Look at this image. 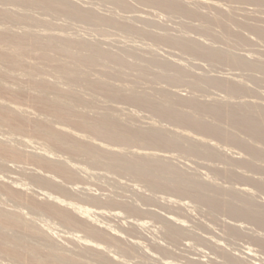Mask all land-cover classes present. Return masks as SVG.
Instances as JSON below:
<instances>
[{"label": "bare ground", "instance_id": "1", "mask_svg": "<svg viewBox=\"0 0 264 264\" xmlns=\"http://www.w3.org/2000/svg\"><path fill=\"white\" fill-rule=\"evenodd\" d=\"M74 1L0 0V5L2 6H0V128H7L11 131L18 132L23 131L25 124L29 122V112L21 108L19 101L32 104L41 111L40 120L34 123V131L42 135L51 145L60 149L63 154L77 157L80 160L82 159V162L88 163L91 167L100 168V172H102V170L106 171L107 173H104L105 176L109 173L115 174L116 176L118 174L122 176L126 175L133 178L131 180L135 179L134 182L139 181L145 184L147 189L151 192L157 191L156 193H158V191H163L179 195L180 197H188L196 203L207 207L211 216L216 214L219 216L220 214L224 215L228 218L229 222L224 223V225L222 221L225 217L222 216L223 220L220 223L221 225L223 224V228L226 230L224 231L227 232V235L232 236L233 239L236 237L242 238L243 240L246 239L250 242V246L253 247L249 248V246H247L249 248H247L249 253L246 251L248 253L247 255L250 256L249 258L253 260L250 264H263L264 198L260 200L258 196L259 194H261V196L264 195V177L258 176L264 175V101H261L264 100V97L261 100L259 97L261 102L256 100L255 97L258 96L256 95L258 93L256 92V94H254L255 91L253 92V89H250L242 81L235 79V77H237L235 74H233L234 78L231 79L213 78L204 76L202 73H199V75L203 76H195L194 74L196 73L194 71L192 74L190 73V70L193 69H187L189 70L187 71L184 67L187 66L188 68L191 66L189 65V59L194 57L196 59L199 58V61L205 59L211 62V65L218 64L221 66H228L238 71H245L251 74L257 73L264 76V60H261L262 58L260 57V59L257 58L259 55L255 56L256 58L252 57L254 50H251L252 53L248 51V49H255L254 47L264 48V17H258L257 15H254V17L253 14L257 12V10L251 11L252 13L249 12L252 6L257 7V9L264 8V0H133L141 4V6H151L154 7V9L157 8L159 12L163 11V14L166 12L167 14H164L165 16L169 15L186 19L187 21L184 26H186L187 29L196 31L199 37H205V39L203 38L204 41L208 38L206 40L207 42L210 39L212 43L217 42L218 46H220V42V44L222 43L226 48L215 47L217 43L215 46L206 44L202 39H197V37L193 38V36L190 35L179 36L181 32H179L180 34L177 32L175 36L169 31H167V33H157L155 32L158 30L157 28L154 32L146 28H140V26L138 28L132 20H130L132 19L130 16L118 18L119 16H112L111 13H109V16H103L99 14V10L97 11L93 8L87 9L88 7H85L86 4L82 7L80 3L79 5ZM101 1L108 4L110 3L108 0ZM111 1L112 4H115L114 7L122 9H117L120 12L123 10L130 12L129 9L133 7V1L132 3H130V1L128 2V0ZM222 1L226 2V4L221 3ZM91 3H93V1ZM235 4L237 6L240 4V6H238V8H240H235V6H233ZM10 5L15 7V9H13V7L11 9L6 8V6L10 7ZM104 5L106 4L104 3ZM242 5H248L250 8L246 6L247 8L245 9V6L243 7ZM3 6H5V8ZM248 8L249 10H247ZM133 10H131V12ZM240 10L241 12L243 11V14L240 13ZM37 11L39 12V16L44 14V16L54 17L55 19H69L73 20V23L74 21H78L87 23V25L96 26V28H99L98 31L100 30L99 35L102 31L100 36L104 35L103 31H105L106 28H113L115 32L118 30L122 32L121 35L123 37L124 35L131 34V36H127V38L131 37L130 40L132 39V34L134 36L138 35V37L141 38L144 37L143 41L145 38H149L148 40L156 44H164L162 46L167 45L172 47V49H178L179 52L181 51L183 54L182 55L180 52L181 57H184L186 54V57L189 58L190 56V58L188 59V64L186 61L182 63L187 64L184 67L181 63L179 65L177 64L178 62L174 60L161 59L156 53V49H152V47L155 46L141 47L142 44L140 45V43H142V40L141 42L139 41V43L136 42L142 49L138 48V46L122 45L117 50H111L112 47L109 49L106 45L111 46V43H113L112 40L111 43H109L110 45L108 44L109 40H107V38L104 39L105 41L107 40L106 42L102 39L103 43L101 41V43H98V41L94 43L88 41L90 38L87 37L86 33L85 36L89 38L88 40L84 37H82L84 39L73 38L67 31L66 34L62 31L63 29L57 28V25L62 23L58 21L59 24H55L53 23L55 19L49 20L50 17L49 19H40L38 16L34 15L37 14L34 13ZM134 12H136V8ZM158 16H160V14ZM136 19L140 18L136 17ZM164 20L168 22V19ZM148 21L149 20H147V22ZM180 21L178 20V22ZM9 25L12 27H14L13 25H19L22 31H20V29H18L20 32L17 31V29L15 30V27L13 30ZM36 26L43 27L44 29H33ZM81 26L80 24V28ZM150 26L149 24L148 27ZM154 27L155 26L152 28ZM179 27L181 28V26ZM179 27L178 30L176 29L177 31H179ZM164 28L167 27L164 25ZM164 28L160 29L164 30ZM185 29L186 28H184V30ZM65 30L67 29L65 28ZM184 30L183 32L185 33L186 31ZM107 33L104 36H107ZM177 34L179 35L177 36ZM190 34L192 35V33ZM113 35L114 34H112L111 37ZM123 37H118V39L120 38V40H122L121 38ZM147 45L150 44L147 43ZM142 46H144V44ZM261 48L259 52L264 51V49L261 50ZM162 49L165 48L162 47ZM240 49H245L252 55L248 56L236 53L237 50ZM257 49L259 48L255 50ZM245 50L243 51L245 52ZM162 52H160V55H163L161 54ZM169 54H171V52H169ZM254 54L256 55L257 53ZM177 57L180 58V55ZM183 60L184 59H182V61ZM196 62L193 61V63ZM197 64L198 62L196 65ZM208 65L211 66L210 64ZM198 72H200V70H198ZM252 81L255 82L254 84L258 83L259 85V82L264 83V78L259 79L257 77H252ZM162 83L171 88L175 87L176 89L182 87V85L184 89V85H186L194 91H199L198 94L200 91H204V89V92H206L207 88H209L210 91L215 89L223 92L225 96L218 97L221 93L219 92L218 95H216L221 99L213 95L211 96L215 98L212 97L210 99H202L198 95L188 97L189 94L186 97L187 94L182 95L183 93L181 95L185 97H182L178 94L181 91L175 92V88H173V92L169 90L171 88L161 86ZM211 88L213 90H211ZM193 92H191V94ZM213 94L215 95V93ZM209 95L208 97H210ZM259 95L264 96V92ZM256 98L258 99V97ZM113 104L134 105L137 107V110L138 108H140V110H145V112L147 111L152 114L151 116L154 115L160 118L165 124L169 122L171 125L172 123L174 127L173 125H171L172 128L169 126L172 130L166 129V126L163 128L165 124L160 126V124L163 123L162 121H160L161 123L159 122V125L156 123L148 124L149 118H147V124L144 118L143 121H145L147 126H150L142 127L141 119H138L141 123L135 120L140 110H136L137 114L134 113V110L132 114L127 109V112L131 113L132 116L136 115L135 121L133 122L139 123L140 126H138L139 124L137 125L131 122V120H133V118H131L132 116H130L131 114H129V116L127 114L128 119L131 118L130 121L126 120L127 118L121 115L123 114L121 110L120 115L122 117L118 113L119 110L116 112L118 114H116L114 111L115 109H113ZM114 108H116V110L118 109L116 106ZM124 108L126 109V105ZM124 108L123 110L125 112L126 110ZM152 119L153 117H151L150 121ZM9 134L7 136L2 133L1 137H3H0V166L4 167V169L8 168L11 171V174H7L9 176L5 175L4 178L0 175V204H2L0 205V253L7 256L16 264H133L129 258H136L137 262L140 258V263L156 261L158 263H155L159 264L160 260H158L159 258L157 259V255H160V253L170 254L171 250L169 249H171V247H165L163 243L158 242L160 239L159 236L157 242L154 240V243H152L153 237L152 240L148 241L149 238L145 235L146 233L144 234L142 231L144 228V231H146V229L149 231V227H153L152 225L154 224L157 225L158 222L161 224L163 237L168 240L166 242L164 241L165 244L169 242V245L176 246L179 244L180 246L182 240H190L186 239L190 237L193 242L194 239H197L201 241V246H203V244L207 246L208 250H206L207 248L205 249V247H201V249L204 248L202 250L212 252L213 256H209V260H212L214 264L245 263L247 255L243 252V256H246L244 258L239 256V253L234 254L232 249L230 252L229 249L227 250L225 247L228 246V243L223 246V241L221 242L219 239L218 241L216 237H214L216 240L208 236L204 237L206 235L200 238L202 235H200V237L198 235V237L195 236L197 231H194L195 235L193 231L190 233L189 229L191 228L188 227L191 226H188V224L185 225L187 220L184 219L186 220L184 221L179 217H175L176 215L172 214L173 212L175 213V211H169V214L165 211V215L161 214L163 210L161 212L157 210L158 213L155 208L154 211H152L153 209L151 207H149L151 211H148L149 209L141 211V207L139 206V208H137V204L133 206L135 205L133 202H131L133 203L132 205H130L131 203L128 201H126L128 204H125L126 202L123 198V201L120 199L118 202L110 201L111 198L108 199V202L104 197V199L101 196L98 198V196L102 194L96 193L94 190V192L98 194L95 196L93 189L92 191L89 189L94 186L90 187V185H88V188L85 186L87 183L84 185L85 188H80L81 190L74 188L76 182L84 178L81 177L80 173H89L87 174L89 178L90 175L97 176L101 173L96 172L95 174L88 172L87 166V169L85 168V163L80 164L78 161L77 163L74 159H70L72 161H69L68 159L70 157L66 158L63 155L59 156L48 148H39L41 150V152L38 150L40 153L28 152L21 146L28 147V144L31 145L32 141L30 142L20 136L16 137L15 135L18 134L15 133ZM210 139H217L227 147L236 148L244 154L240 152L237 153L238 150L234 151L238 155H243L242 157L239 155V157L236 158L237 154L233 153L235 154L234 157L232 151L229 150L233 156L230 157L228 156V149L226 150L224 146L219 147L221 144H217V146L215 144L216 141L212 140L215 141L214 145L209 141ZM139 146L149 147L151 151H146ZM167 150L177 151V154L179 152L182 154L181 156H187H184L185 158L192 157L194 158L193 160L197 158L200 159V161L201 159H205L216 163L215 167H213L214 164L212 162H205V164L203 163L200 165V163L192 162V158L189 160L193 164H198L196 167L213 164L209 170H213L216 175L221 177L219 179L213 172L212 175L218 177L217 179L220 181L225 179L227 185L225 184V180L222 184L226 186L221 185V182L218 180V182H214L216 179L215 177L214 180H212L197 177L198 174L194 176L197 170L191 175L188 173L189 171L184 170L185 164L184 166L182 165L183 169H181V166L179 167L180 161L176 160L178 163L174 161L178 166L172 162V159L175 157V152L171 151L172 154L174 153V155L171 154L172 157L174 156L172 158L170 157V151ZM157 151H164L169 154L166 156V153L165 155L163 154L164 152L158 154ZM244 155H246V157H244ZM181 156L180 158L182 159L183 157ZM7 158L18 163H29L28 166L31 164L34 168L29 169V167H21L15 165V162L14 166H12L13 164L9 166L8 164L11 162L8 163ZM176 158L177 157L174 159ZM181 159L178 158V160ZM203 160L201 162H203ZM182 162L184 163V161ZM217 163L218 167H216ZM220 163L226 165V167L222 165L224 168H221V165L219 166ZM207 167L209 166L207 165ZM237 169L243 170L245 174L240 170L239 172ZM28 171L29 173L27 174ZM16 173L17 175L19 173L21 176L30 174L29 179L39 190H33L35 191L34 194L31 196L28 195V191L32 189L28 187L29 185L27 183L20 182V179H18L19 177H14ZM248 173H251V175H259L257 177L253 175L250 176ZM104 175L99 176L104 179ZM60 179L70 183L72 186L62 185ZM86 179L88 182L89 179L87 177ZM110 179H112V177ZM122 179L123 178H121V180ZM113 181L115 182V180ZM228 182H230V186H228ZM234 182H236V184L240 182L241 184L239 183V186L244 183V188H237L235 187L236 185L231 186V183ZM117 183L116 180V184ZM245 185L252 186L254 191L250 186H247V188ZM76 186L79 187L78 184ZM78 190L86 194L87 197L85 198L87 202L89 201L94 205L96 204V208H100V206L101 208H105L104 210L106 212L108 211L106 207H102L106 205H101V203L104 202L103 200L107 201V207L113 204V206L117 207V209L115 207L116 211L120 210L118 209L119 207L121 210H125L124 212H127L128 215L132 214L133 220H136L134 219V215L141 214L142 218L144 213L148 215V218L151 219L150 221H152V219L155 221V223L153 222L154 224L152 223L151 225L150 222L146 220L147 216L143 218L146 222L145 220L144 222H140V216L139 218L135 217L137 218V220L134 221L135 223L129 216V219L131 218L133 223L129 222L134 228L132 231H136L138 234L139 232L136 229L142 228L140 234H144L147 239L144 241L142 237L141 241L139 236L143 235L137 236L134 234L136 239L139 237L138 240L142 242L141 244L140 241H134V237L132 238L133 241L123 238L127 233H130V231L127 230L128 232H125V235L122 233L124 235L122 237V227V230H126L124 227L129 228L130 226L127 222L129 219L126 220L128 224L127 227L124 225V220L127 218L123 215L124 213L122 214L121 211L122 216L126 217L124 220H122L123 217L121 216V219L117 218L121 220H119L120 223L117 220L115 221L120 225L121 222H124V224H122L123 226L121 225L120 229L119 225L117 226V231L113 230L111 229L112 223L115 218L121 214L116 211L112 214L114 211L111 212V210L108 211L107 213L109 214H107L103 210H97L96 208H94L96 210L92 209L94 205H92L91 208L82 205L83 203L78 204L72 199V197L76 195L75 193H78L76 192ZM102 190L103 189H101V191ZM104 192L102 196L105 194L108 195L109 193L107 192L110 191H107L105 194ZM111 195L109 194V196ZM117 197L119 198V196ZM117 197L115 196L116 199ZM160 198L161 197L157 200L161 201L167 197H162L164 199ZM151 199L153 200L154 198ZM168 199L169 198H167V202L165 200L167 204L168 201L171 200ZM144 200L148 202L147 199ZM6 201L12 202V204L14 203V208L16 209L12 210L8 208L7 210ZM120 201L123 203H119ZM181 203L184 204L185 202ZM3 204H5V206H3ZM99 204L100 206H98ZM151 204L152 203H150V206H152ZM183 204H181L182 210H184ZM186 207H188V205ZM25 208L29 209L34 214L47 215L54 218L62 225L75 227L80 233H84L86 236L73 235L74 239H77V242L80 244L75 250L71 248V251L70 247L68 248L67 245V247H64L65 244L63 246V243H60L59 236L56 234L58 232L55 233V229H52V227L50 228L49 225H38L39 223L34 217H29L30 214L28 215V213L24 212ZM107 215L115 216V218L110 216L114 220L108 221L109 223L111 222L110 229L106 228V226H102L103 223L102 225L100 224L105 220L107 222ZM217 215L215 217H218ZM103 217L107 219L99 221L100 218L104 219ZM228 220L225 219V221ZM106 222H104V225H108ZM197 222L198 221H196V225L198 224ZM147 223L150 224L148 228L146 227L148 226ZM203 224L201 222V225ZM118 229H120V232ZM129 229L131 230V226ZM224 231H221V233L223 234ZM131 234L133 233L131 232ZM131 234L129 236H131ZM225 234L226 233H224L223 236H225ZM163 237H161L160 241L163 240ZM123 239H125V241ZM143 241L145 243L150 242L146 244V246H152V249H146V246L143 245ZM228 241L230 240L228 239L226 242ZM197 242L196 245L198 244ZM151 243L153 245H151ZM184 243L182 245H184ZM189 244L192 245V243ZM142 245L145 247L143 248ZM175 246L174 248L177 247ZM191 247L194 248L193 246H188V248L181 249L186 250ZM197 248L195 247L194 249L198 252L199 247ZM194 249L193 252H188L187 250L185 252L188 254L192 252L193 254H189L191 256L197 255ZM174 250L178 252V249ZM183 250L179 251L183 253ZM200 251L199 253H201ZM155 253H157L156 256ZM199 253L197 255L198 257L200 256ZM204 254L206 255V253H203V255ZM208 254L210 255V253ZM185 255L184 253L183 256L185 257ZM169 256L167 255V257ZM174 256H176V254ZM186 258L187 257L184 259L186 260ZM191 258L192 257L187 258L188 260L186 261L197 259ZM204 258H207V255ZM168 260L165 262L161 261L160 264H173L171 261L168 262ZM152 262L150 264H152ZM189 264L194 263L190 262ZM195 264L207 263H204V260H199L195 262Z\"/></svg>", "mask_w": 264, "mask_h": 264}, {"label": "rangeland", "instance_id": "2", "mask_svg": "<svg viewBox=\"0 0 264 264\" xmlns=\"http://www.w3.org/2000/svg\"><path fill=\"white\" fill-rule=\"evenodd\" d=\"M72 1H74V0H72ZM93 1V3H91ZM98 1H101V0H75L74 2H77L78 4L80 3L81 4V6L83 7V5L85 6V4H86V8L87 9H91V8H93V9H95V10H99L100 12H99V14L100 15H103V16H109V13H111L112 14V16L113 15H115V17H118V18H125L126 16H130V18L132 17V19H130V20H132V22L139 28V26H140V28H146V29H148V30H151L152 32H154L155 31V29L157 28L158 30H156L155 32H157V33H167V31H169V32H171L172 33V35L174 34L175 36H176V33L178 32H181V34L179 35V34H177V36L179 35V36H181V35H190V36H193V38H196L197 37V39H202V41H204L203 40V38L205 39V37H199L198 36V34H196L197 32L196 31H191V30H189V29H187V27L186 26H184L185 24H186V19H181L180 17H176V16H165L164 14H167L166 12L163 14L162 12L163 11H161L160 9V11L161 12H159L158 10H157V8H155L154 9V7H151V6H144V5H142L141 6V4H139L138 2H134L133 0H128V2L130 1V3H132V1H133V7H135V6H137V7H135L136 8V12H134L135 11V8H131V9H129L130 10V12H128L127 10H123L122 12H120V11H118L117 9H119V10H122V9H120V8H118V7H114L115 6V4H112L111 2V0H108L110 3L108 4V3H106V2H104V1H101V2H98ZM107 1V2H108ZM89 2V3H88ZM95 2H96V5H95ZM98 2V3H97ZM106 4V5H104V3ZM88 3V4H87ZM100 3V4H99ZM221 3H225L226 4V2H224V1H222ZM79 4V5H80ZM94 4V5H93ZM112 4V5H111ZM131 4V5H132ZM227 4H229V5H232V4H230V3H227ZM88 5V6H87ZM98 5V6H97ZM108 5H111V6H108ZM135 5V6H134ZM1 6V5H0ZM90 6V7H89ZM94 6H96V7H94ZM233 6H235V8H237V9H239L238 8V6H240V4H238V6L235 4V5H233ZM243 7L245 6V5H242ZM247 7H249L248 5H246ZM244 7L245 9L247 8V7ZM2 7V6H1ZM4 8H5V6H3ZM13 6H11L10 5V7L8 6H6V8H12ZM84 7V8H85ZM110 7H112V8H110ZM113 7H114V9H113ZM242 7V8H243ZM241 8V9H242ZM250 8V7H249ZM249 8L247 9V10H249ZM13 9H15V7H13ZM112 10H114V11H112ZM131 10H133L132 12H131ZM255 10H257V12H255L254 14H253V16L254 15H257L258 17H264V8H262V9H257V7H255V6H252L251 8H250V10H249V12L250 13H252L251 11H255ZM113 12V13H112ZM115 12V13H114ZM118 12H120V13H118ZM34 13H37V14H34L35 16H38V18H40V19H49V17L50 16H44V14L43 15H40L41 17H46V18H41L40 16H39V12L37 11V12H34ZM98 13V12H97ZM102 13V14H101ZM108 13V14H107ZM240 13H242L243 14V11L241 12V10H240ZM40 14H42V13H40ZM120 14V15H119ZM124 14V15H123ZM160 14V16H158ZM123 15V16H122ZM156 15V16H155ZM111 16V15H110ZM154 16H155V18H154ZM165 16V17H164ZM252 16V15H251ZM252 16V17H253ZM48 17V18H47ZM136 17H138V18H140V19H136ZM161 17V18H160ZM255 17V16H254ZM52 18V19H51ZM128 18V17H127ZM153 18H154V20H153ZM163 18V19H162ZM179 18V19H178ZM53 19H55L54 17H50V19L49 20H53ZM149 20L148 22H147V20ZM164 19H168V22L167 21H165ZM174 19H176V20H174ZM57 20V21H56ZM134 20V21H133ZM138 20V21H137ZM163 20V21H162ZM170 20V21H169ZM172 20H173V22H172ZM178 20L180 21V20H182V21H180V22H178ZM58 21H59V23H62V24H59L58 23ZM72 21V22H71ZM153 21V22H152ZM75 22H77V23H75ZM145 22V23H144ZM160 22V23H159ZM53 23H55V24H59V25H57V28H59V29H63L62 31L63 32H65L66 33V31L70 34V36H72L73 38H76V39H84V38H87V37H89V38H87V40L88 41H91V42H96L97 43V41H98V43H103V40L105 39V38H107V40H109L108 41V44L109 43H111V40H112V42L113 43H111L112 45L111 46H107L106 45V47H108L109 49H110V47H112L111 48V50H117V49H119L120 48V46H122V45H127V46H138V48H140V49H142L141 47H143V48H145L146 46H155V47H152V49L154 48V50L156 51V53L159 55V57L162 59H164V60H174V61H176V62H178L177 64H179L180 65V63H181V65L184 67L185 65H187L188 64V59L190 58V56H189V58L188 57H186L187 55L185 54V58L183 57H181V54H182V52H181V54H180V52H179V50L178 49H176V48H173L174 49V51H173V49H172V47H170V46H167V45H165V46H162V45H164V44H156V43H154V42H152L151 40H148L149 38H145V40L143 41V39H144V37L143 38H141V37H138V35L136 36H134L133 34H132V39L130 40V38L131 37H129V38H127V36H131V34L129 35H124V37L121 35L122 34V32H120L119 30L118 31H116L115 32V29H113V28H106L105 29V31H103V34L105 35L108 31V33H107V36H104V35H102L103 36V38H102V36H100L101 34H102V31H101V34L99 35V31H98V29L99 28H96V26H93V25H90V24H88L87 25V23H83V22H78V21H74V23H73V20H69V19H65V20H63V19H58V18H56L55 19V21L53 20ZM63 23H64V25H63ZM82 25L81 26V28H80V24ZM166 23V24H165ZM147 24V25H146ZM149 24L151 25L150 27H148L149 26ZM168 24V25H167ZM61 25V26H60ZM67 25V26H66ZM78 25H79V27H78ZM84 25V26H83ZM160 25V26H159ZM164 25L167 27V28H164ZM12 29L15 27V30L17 29V31H19L18 29H20V31H22L21 30V26H19V25H13L14 27H12L11 25H9ZM61 28H60V27ZM153 26H155L154 28H152ZM179 26H181V28L179 27ZM17 27V28H16ZM64 27V28H63ZM69 27V28H68ZM91 27V28H90ZM173 27V28H172ZM178 27H179V31H177L178 30ZM37 28V29H36ZM65 28L67 29V30H65ZM94 28V29H93ZM160 28H164V30H162V29H160ZM184 28H186L185 30H184ZM33 29H36V30H43L44 28L43 27H38V26H36L35 28H33ZM110 29V30H109ZM112 29V30H111ZM154 29V30H153ZM177 29V30H176ZM184 31H186L185 33H187V34H185L184 32H183V30ZM14 30V29H13ZM94 30V31H93ZM107 30V31H106ZM117 30V29H116ZM162 30V31H161ZM174 30H176V31H174ZM182 30V31H181ZM19 31V32H20ZM98 31V32H97ZM188 31V32H187ZM58 32V31H57ZM116 34H115V33ZM118 32H120V33H118ZM168 32V33H169ZM192 33V35L190 34V33ZM71 33H72V35H71ZM75 35H74V34ZM85 33L87 34V37L85 36ZM118 33V34H117ZM170 33V34H171ZM67 34V33H66ZM68 34V35H69ZM97 34H98V36H97ZM108 34H109V36H108ZM112 34H114L112 37H111V35ZM120 34V35H119ZM123 34H125V33H123ZM78 35V36H77ZM94 37H93V36ZM195 35V36H194ZM123 37V38H121L122 40H120V38L118 39V37ZM126 36V37H125ZM82 37H84V38H82ZM100 37V38H99ZM134 37V38H133ZM95 38V39H94ZM109 38V39H108ZM126 38V39H125ZM92 39H93V41H92ZM97 39V40H96ZM100 39V40H99ZM103 39V40H102ZM130 40V41H128V40ZM135 40V42H134V40ZM147 39V40H146ZM208 38H206V40H207ZM86 40V39H85ZM106 40V41H107ZM115 40H117V41H115ZM136 40H138V41H136ZM141 40H142V43H140V45L142 44H144V46H142L141 45V47H139L140 45H137V43H139V41L141 42ZM204 41L206 44H212L213 46H215V44L217 43H212V41L209 39V41L207 42V41ZM101 41V42H100ZM105 40H104V42H106ZM122 41V42H121ZM124 41H126V42H124ZM149 41H151V42H149ZM115 42V43H114ZM137 42V43H136ZM143 42H145V43H143ZM148 44H150V45H147V43ZM135 43V44H134ZM153 43H154V45H153ZM106 44V43H105ZM146 44V45H145ZM110 45V44H109ZM115 47H114V46ZM219 45L220 46H218V43H217V45L215 46V47H219V48H226V46L224 45H222V43L220 44V42H219ZM222 45V46H221ZM162 47L163 48H165V49H162ZM169 48V49H168ZM255 49L256 48H259V49H257V50H255V49H248V51H250L251 52V50L253 51L254 50V52L252 53L253 54V56L252 57H255V56H257V55H259V56H257V58H262L261 60H264V51H261V52H259V50H260V48L261 47H254ZM161 49V50H160ZM172 49V50H171ZM264 48L262 47L261 48V50H263ZM160 50V51H159ZM163 50H166V51H163ZM243 50H245V49H243ZM242 49H240V50H237V52L236 53H238V54H241V55H248V56H251L252 54L250 53V52H248L247 50H245V52L243 51ZM163 51V52H162ZM243 51V52H242ZM257 51V52H256ZM160 52H162L161 54H163V55H165V56H163V55H160ZM169 52H171V54H173V55H171V54H169ZM247 53V54H246ZM250 53V54H249ZM254 53H257L256 55L254 54ZM178 55H180V58L179 57H177ZM183 55V54H182ZM167 57V58H166ZM172 57V58H171ZM256 58V57H255ZM259 58V59H260ZM182 59H184L183 61H182ZM200 59L198 58V59H196V58H190L189 59V62H190V64L189 65H191V66H189V67H196V68H187V66H185L184 68H186V70L187 69H193V70H190L191 72V74H192V72L194 71L196 74H194L195 76H197V75H199V73H202L204 76H209V77H213V78H221V79H231V78H234V76H233V74H235V75H237V77H235V79H237V80H239V81H242L243 83H245L250 89H253L252 91L254 92L255 91V93L254 94H256V92L258 93V94H256V95H258V96H256V97H258V99L255 97V99L256 100H259V97H260V100L264 97L263 95H259V94H263V92H264V83H260L259 82V85H258V83H256V84H254L255 82H253L252 81V77H257V78H259V79H262V78H264V76L263 75H261V74H251V73H249V72H245V71H238V70H235V69H233V68H231V67H228V66H221V65H218V64H212L211 65V62H209V61H207V60H205V63H204V60L202 61H199ZM173 61V62H174ZM181 61V62H180ZM186 61V63H184V64H182L183 62H185ZM193 61H197L198 62V64L196 65V63H193ZM202 62H203V64H202ZM193 63V64H192ZM202 64V65H201ZM208 64H210L211 66H209ZM194 65V66H193ZM199 68H198V67ZM216 67V68H215ZM213 68H214V70H213ZM194 69H196V70H194ZM208 69H209V71H208ZM198 70H200V72H198ZM187 71H189V70H187ZM198 73H197V72ZM202 71V72H201ZM209 72V73H208ZM213 72H214V74H213ZM217 73H218V75H217ZM220 73V74H219ZM243 73V74H242ZM239 74V75H238ZM246 74V75H245ZM203 75H199V76H203ZM257 75V76H256ZM243 76V77H242ZM245 77H246V79H245ZM251 83H253V84H251ZM148 85V84H147ZM255 85V86H254ZM256 85H258V86H256ZM161 86H163V87H169V88H171L170 86H167L166 84H164V83H162L161 84ZM181 86V85H180ZM184 89H183V85H182V87H178L177 89L175 88V87H172L171 89H169V88H167V89H169V90H174L173 88H175V92L176 91H181V92H179L178 94L180 95V96H182V95H186V97L188 96V94H189V96L188 97H190V96H194V95H198V96H200L202 99H210V98H212L213 96H215L216 98H218V97H224L225 95L223 94V92H221V91H217V90H213L212 88H211V90H213V91H210V89L209 88H207V91L206 92H204L205 91V89H204V91L202 90V91H200V93L198 94V92L199 91H194V90H192L191 88H189L188 86H186V85H184ZM258 87V88H257ZM189 88V89H188ZM255 88H257V89H255ZM183 89V90H182ZM187 89H188V91H187ZM255 89V90H254ZM189 90H192V91H189ZM173 91V92H174ZM187 91V92H186ZM194 91V92H193ZM191 92H193L192 94H191ZM217 92V93H216ZM219 92H221L219 95L220 96H218L217 97V95H218V93ZM260 92H262V93H260ZM183 93V94H182ZM213 93H215V95L213 94ZM182 94V95H181ZM201 94V95H200ZM210 96V97H208V95ZM217 94V95H216ZM207 95V96H206ZM211 95H213V96H211ZM262 96V97H261ZM182 97H185V96H182ZM204 97V98H203ZM215 97H213V98H215ZM218 99H221V98H218ZM259 100V101H260ZM262 102L264 101V100H261ZM260 101V102H261ZM264 103V102H263ZM19 104H20V106H21V108L22 109H25V110H27L29 113H28V123H26L25 124V127H24V130L23 131H21V132H18V131H11L10 129H7V128H0V129H2V130H0V137H1V135H2V133H4L5 135H7L8 136V134L9 133H15V134H18V135H15L16 137H18V136H20L21 138L23 137V138H25V139H27L28 141H32L31 142V145H29L28 144V147H23V146H21L23 149H25L26 151H28V152H31V153H40L41 152V150L39 149V148H48V149H50V150H52L55 154H57V155H59V156H64V157H70L68 160L69 161H72V160H70V159H74V160H76V162L78 161V162H80V164H82V163H85V162H82L83 160L81 159H79V158H77V157H74V156H70V155H67V154H63L62 153V151L60 150V149H58L57 147H55V146H53V145H51L47 140H45V138L44 137H42V135H40L39 133H37V132H35L34 131V123H36V121L37 120H40V118H41V111L37 108V107H35V106H33L32 104H30V103H27V102H25V101H19ZM114 105V104H113ZM123 105V106H122ZM125 105H126V109L124 108L125 107ZM117 107L118 109L116 110V108H114V107ZM129 106V107H128ZM114 107H113V109H115L114 111H115V113L118 111V113H119V115H120V110H121V112L123 113V114H121V115H123V117H126L127 119L126 120H131V118H133V120H131V122H133V121H135V120H140L141 119V122L138 120L137 122H139V123H141V126L142 127H148V126H150V125H146L147 123H148V119L147 118H149V123L148 124H150V123H156L157 125H159V122L160 121H162L160 118H158V117H156V116H151L152 114H150L149 112H145V110H140V108H138V110H140V112L137 110V107L136 106H131L130 104L128 105V104H121V105H118V104H115L114 105ZM121 107H123L126 111L124 112V110H123V108H121ZM128 107V108H127ZM127 109L132 113V111L134 112V110H135V112L134 113H136V110L138 111V116L139 115H142V116H137V119H135V116L136 115H133L132 116V114L131 113H128L127 112ZM131 109V110H130ZM144 111V112H143ZM118 113H116V114H118ZM124 114H125V116H124ZM127 114H128V116H129V114H131L130 116H132L131 118H129L128 119V116H127ZM137 114V113H136ZM120 115V116H121ZM144 115V116H143ZM122 117V116H121ZM142 117V118H141ZM151 117H153V119L150 121V119H151ZM146 120V124H145V121H143L144 119ZM135 119V120H134ZM137 122H133L134 124H137ZM163 123H161L160 124V126H163L164 124H165V122L164 121H162ZM138 123V124H139ZM168 124H169V122H167ZM137 124V125H138ZM143 124V125H142ZM163 124V125H162ZM165 124L164 125V127L163 128H165V126H166V129H169V130H172V129H170V128H172V126L171 125H173L172 123H171V125L169 124ZM1 126V125H0ZM138 126H140V124L138 125ZM169 126H171L170 128H169ZM168 127V128H167ZM173 127H174V125H173ZM3 129H4V131H3ZM174 129V128H173ZM8 133V134H7ZM10 135V134H9ZM3 137V136H2ZM1 137V138H2ZM212 140H215V139H210L209 141L210 142H212L213 144H214V142L216 141V145L218 144H221V145H219V147H225V149L228 151V156H230V157H233L235 154H237V153H242L241 151H239L238 149H236V148H233V147H231V148H229L230 146H226L224 143L222 144V142H220L219 140H215V141H212ZM47 141V142H46ZM218 142V143H217ZM33 144V145H32ZM214 144V145H215ZM217 145V146H218ZM32 146V147H31ZM38 147V148H35V147ZM40 146V147H39ZM44 146V147H43ZM34 147V148H33ZM140 148H142V149H144V150H146V151H151V150H149V147H141V146H139ZM138 147V148H139ZM40 152H39V151ZM229 150H231L232 151V154L233 153H235V154H233V156H232V154H231V151L229 152ZM238 150V151H237ZM164 151H166V150H164ZM164 151H162V152H164ZM167 151H170L169 153H170V157H172V155H174V153L172 154L171 153V151L172 152H175V157H177L176 159H174L173 157V159H172V162L175 164V162L174 161H180L179 163L181 164H179V167L181 166V169H183L182 167L184 166V164H185V168H184V170H187V171H189L188 173H190L191 175H193V173L194 172H196V170H197V172H196V175H195V173H194V176H197V174H198V176L197 177H201L202 179H212V180H214V177L215 176H218L219 177V175H216L214 172H213V170H209V169H211L210 167L213 165V167H215V164L216 163H214V162H212V161H208V160H203V159H201V161L203 160V162H201L200 161V159H197V158H195V160H198V161H195V160H193L194 158H185V157H187V156H181L182 154H180L179 152H178V154H179V157H178V154H177V151H174V150H167ZM234 151H237V153L236 152H234ZM161 151L160 152H158L157 151V153L158 154H161L162 153ZM165 153L166 152H164L163 154L165 155ZM169 153H166V156L169 154ZM172 154V155H171ZM229 154H231V155H229ZM242 154H244V153H242ZM242 154H239V155H241V157L243 156ZM239 155L237 154L236 156V158H238L239 157ZM180 156L181 157H183L182 159L180 158ZM235 157V156H234ZM240 157V158H241ZM244 157H246V155H244ZM178 158L179 159H181L182 161H184V163L181 161V160H178ZM187 159V160H186ZM191 159V161L193 162H197L198 164L200 163V165H202L203 163L205 164V162L206 163H213V164H207L209 167H207V165H205V166H202V167H204V168H202L201 166H198V167H196L198 164H193V163H191V161H189ZM7 160H8V163L9 162H11L10 164H8L9 166L10 165H12V166H14V162L15 161H13V160H10L9 158H7ZM10 160V161H9ZM186 160V161H185ZM176 161V162H177ZM200 161V162H199ZM5 162H6V160H5ZM77 162V163H78ZM7 163V162H6ZM178 163V162H177ZM176 163V164H177ZM22 164V165H21ZM87 164V165H86ZM175 164V165H176ZM15 165H18V166H21V167H29V169H32V168H34V166L33 165H31L30 164V166H28L29 165V163L27 164V163H18V162H15ZM24 165V166H23ZM26 165V166H25ZM183 165V166H182ZM221 165V166H220ZM222 165H224V164H219V166L221 167V168H224ZM31 166H33V167H31ZM86 166H87V168H86ZM89 166V167H88ZM177 166H178V164H177ZM225 167H226V165H224ZM83 167H84V164H83ZM216 167H218V163H217V165H216ZM219 167V168H220ZM4 167H1L0 166V175H2L1 177H3L4 178V176L5 175H7V174H11L10 172V170L7 168H5L4 170ZM85 168L88 170V172H91V173H95L96 174V172L97 173H101V174H99V175H101V176H103L104 175V173H107L106 171H104V170H102V172H100V168H94V167H91L88 163H85ZM91 168H93V169H91ZM187 168V169H186ZM206 168V169H205ZM90 169V170H89ZM8 170H9V172H8ZM238 171L240 170V169H237ZM240 171H242L243 172V170H240ZM239 171V172H240ZM212 172L214 173V175H212ZM29 173V171L27 172V174ZM244 174H245V172H243ZM23 174V173H22ZM19 175V173H18V175H17V173L14 175V177H19L18 179H20L19 181L20 182H24V183H27L29 186V188H31L32 190H29L28 191V195H32V194H34V192L35 191H33V190H39L38 189V187H36L32 182H31V180L29 179V175ZM87 174H89V173H86V172H82V173H80V175H81V177H84V178H81V180H78L77 182H76V185L78 184V186L79 187H77L76 185H75V187L74 188H78L79 190H81L80 188L82 187V188H85V186L86 187H88V185H90V187H92V186H94V187H92V188H89L91 191H92V189H93V192H94V190H95V192L96 193H99V194H102L103 195V192H104V194L107 192V191H110V192H107V193H109L111 196H109V194L107 195V194H105L104 196H102V195H99L98 196V198H100V196L103 198H105L108 202H109V200L108 199H111L110 201H115V202H118L120 199H121V201H123V199L125 200V202L126 201H128V202H133L135 205H133V206H136V204H137V208H139V206L141 207V211H143L144 209L145 210H147V209H149V207H151L153 210L152 211H154V208H155V210L157 211H159L160 210V212H161V214H164L165 215V211H167V214H169L168 212L169 211H175V213H177V214H175L174 212L172 213L173 215H176L175 217H179V218H181V219H186L187 220V222H185V225H187L188 224V226H191V227H188V228H191V229H189V232L191 233V231H193V233H194V231H197L196 232V235H195V233H194V235L195 236H199L200 237V235H202L200 238H202L203 237V235H206V236H204V237H209V238H213V239H215L214 237H216V239L218 240H220L222 243H223V246H225V244H227L228 246H225L226 248H227V250L229 249V251L231 252V249L233 250V252H234V254H237V253H239L238 255L239 256H241V257H246V256H243V252L247 255L249 252H248V249L249 248H253L252 246H250L251 244H249L250 242L248 241V240H246V239H242V238H235V239H233V237L232 236H228L227 235V232H225L226 230H225V228H223L224 226H223V224L224 223H226V222H229V220H228V218H226L224 215H221L220 214V216L219 215H217L218 217H215L216 215H210L209 213V210H208V208L207 207H205L204 205H201V204H199V203H196L195 201H193L192 199H190V198H188V197H180L179 195H174V194H170V193H168V192H163V191H158V193H156V192H151V191H149V189H147V187L145 186V184H143V183H140L139 181L137 182V181H135L134 182V180H131V179H133V178H131V177H129V176H126V175H124V176H122V175H115V174H112V173H109V174H111V175H113V176H111V175H104L105 177H104V179H103V177H101V176H99V175H95V176H92V175H90V178H89V175H87ZM246 175H247V172H246ZM248 175H250V176H252L251 175V173L249 174L248 173ZM259 174H254L253 176H258ZM7 176H9V175H7ZM6 176V177H7ZM92 176V177H91ZM109 176V177H108ZM120 176V177H119ZM5 177V178H6ZM86 177L89 179L88 180V182H87V179H86ZM97 177V178H96ZM112 177V179H110ZM117 177H118V179H117ZM126 177V178H125ZM218 177H215L216 179L214 180V182L216 181V182H221V185H227V181L224 179V178H222V179H224L225 180V184H222V183H224L223 181H220V180H218L217 178ZM221 177V176H220ZM220 177H219V179H220ZM258 177H264V175H259ZM99 178V179H98ZM106 178V179H105ZM109 178V179H108ZM115 178V179H114ZM121 178H123L122 180H121ZM110 180V181H109ZM113 180H115V182L113 181ZM116 180H117V184H116ZM218 180V181H217ZM81 181V182H80ZM90 181V182H89ZM133 181V182H132ZM60 182L62 183V185H64L65 184V186H72L70 183H68V182H64V180L63 179H60ZM80 182V183H79ZM119 182H121V183H119ZM87 183V184H86ZM90 183V184H89ZM230 182H228V184H229ZM238 183V182H237ZM240 183V182H239ZM236 184V182H234V183H231V186H235V187H237V188H240V187H243L244 188V183H242V185L241 186H239L240 184ZM67 184V185H66ZM81 184V185H80ZM86 184V185H85ZM220 184V183H219ZM85 185V186H84ZM225 185V186H226ZM238 185V186H237ZM133 186V187H132ZM228 186H230V184L228 185ZM249 187L250 185H245V187ZM247 187V188H248ZM251 187V189L254 191V188L252 187V186H250ZM106 188V189H105ZM98 189H99V191H98ZM101 189H103L102 191H101ZM250 189V188H249ZM76 191V192H78V193H75L76 195L75 196H73L72 197V199H74V201L75 202H77L78 204L79 203H83L82 205H84V206H87V207H91L92 208V205H94V204H92L91 202H87V200H86V198L85 197H87L86 196V194L85 193H82V192H80V191ZM112 190H113V192H112ZM115 191V192H114ZM80 192V193H79ZM92 192V193H93ZM94 192V194H95V196L96 195H98V194H96ZM102 192V193H101ZM112 192V193H111ZM160 192V193H159ZM153 193V194H152ZM85 194V195H84ZM115 196L117 197V196H119V198L117 197V199L115 198ZM148 197V198H146V197ZM156 196V197H155ZM107 197V198H106ZM110 197V198H109ZM158 197V198H157ZM159 197H161L160 199H164V198H169L168 200H170V201H172V202H170V201H168V204L166 203L167 202V198L166 199H164V200H157V199H159ZM162 197H164V198H162ZM260 197V198H259ZM84 198V199H83ZM101 198V199H102ZM103 198V199H104ZM123 198V199H122ZM151 198H154L153 200H154V202H153V200L151 199ZM155 198H156V200H155ZM258 198L261 200H263V198H264V195H262L261 196V194H259V196H258ZM144 199H147V201L148 202H146V200H144ZM106 200H103L105 203L107 202ZM165 200H166V202H165ZM183 200H185V201H183ZM119 202V203H123V202ZM185 202L184 204L183 203H181V202ZM100 202H102V201H100ZM104 202H102L101 203V205H106V206H102V207H106V210H108V211H110L111 210V212L112 211H114V212H112V214H114L115 213V211H116V209H117V207L116 206H113V204H110V206L109 207H107V203L105 204ZM152 203L151 205L152 206H150V203ZM172 203V204H170V203ZM180 204H179V203ZM129 203V204H130ZM133 203H131L130 205H132ZM177 203V204H176ZM5 204H6V206H7V210H8V208L10 209H16V208H14V206H15V204L13 203L12 204V202H9V201H6L5 202ZM5 204H3V206H5ZM80 204V205H81ZM125 204H128L127 202L125 203ZM146 204V205H145ZM181 204H183L184 205V210H182L183 208H181L182 206H181ZM186 204V205H185ZM0 205H2V204H0ZM167 205V206H166ZM171 205V206H170ZM177 205H178V207H177ZM188 205V207H186ZM190 205V206H189ZM2 206V207H3ZM95 206H97L96 204L93 206V208L92 209H94V208H96ZM98 206H100V204L98 205ZM111 206H113L114 207V210H113V207H111ZM147 206V207H146ZM173 206H175V207H173ZM112 209H111V208ZM115 207H116V209H115ZM110 208V209H109ZM150 208V209H151ZM171 208V209H170ZM177 208V209H176ZM181 208V209H180ZM97 210L98 209H100L101 211L103 210L104 212H106L104 209L105 208H101V206H100V208H96ZM96 209H94V210H96ZM118 209H120L119 211L117 210L116 212H118V213H120L121 214V211H122V214L123 215H125L126 217H124V216H122V214L121 215H119L118 217H116L115 218V216H111V215H107V217H108V220H107V222H106V220L105 219H107L106 217H103L104 219H101L100 218V220L99 221H103V220H105V221H103V222H101L100 224L102 225V223H103V225L102 226H106V228H111V222L109 223L108 221H112V220H114V219H112L113 217L115 218V220H114V222L112 223V228L111 229H113V230H116L117 231V226H119L120 224V219L122 218V220H124L125 218V220H124V222H125V224H124V222H121V225L122 224H124V225H126V227H127V225L129 224L130 225V223H132V220H133V216H131L132 214H130V215H128V213L127 212H124L125 210H121V208H119L118 207ZM148 210V211H151V210ZM169 209V210H168ZM173 209V210H172ZM178 210H180V211H178ZM186 210H188V211H186ZM107 211V212H108ZM148 211H145V212H148ZM157 211V212H158ZM185 211H186V213H185ZM190 211V212H189ZM24 212H26V213H28V215L30 214V216L29 217H34V219L35 220H37L38 221V225H49L50 226V228L52 227V229H55L54 231H55V233L56 232H58V233H56L57 234V236H59V241H60V243H63L62 245L64 246V244H65V246L64 247H67L68 246V248L70 247V250H71V248H72V250L74 249L75 250V248L77 247V246H79V242H77V239H74V236L73 235H79V236H86L84 233H80L79 231H78V229L77 228H75V227H70V226H65V225H62L58 220H56V219H54V218H51V217H49V216H47V215H39V214H34V213H32L29 209H24ZM106 212V213H107ZM110 212V213H111ZM126 213V214H125ZM159 213V212H158ZM179 213H180V215H179ZM182 213V214H181ZM188 213V214H187ZM191 213V214H190ZM107 214H109V213H107ZM166 214V215H167ZM190 214V215H189ZM193 214V215H192ZM145 213L143 214V218L144 217H146L147 216V218H146V220H148V222H150V224L152 225V223L154 222L155 223V221L152 219V221H150L151 219H149L148 218V215H145ZM112 218H111V217ZM122 216V217H121ZM129 216L132 218V220H131V218L129 219ZM139 216H140V218H141V220L139 219V221L140 222H144V220L145 219H143L142 218V215L140 214V215H134V219H136L137 220V218H139ZM182 216V217H181ZM188 216H189V218H188ZM192 217V219H191V217ZM222 216L223 217H225L224 218V220L222 219ZM135 217H137V218H135ZM185 217V218H184ZM220 217V218H219ZM111 218V219H110ZM117 218H120L119 220L117 219ZM213 218V219H212ZM217 218H219V219H217ZM127 219H129V221H127L128 222V224H127V222H126V220ZM192 221H191V220ZM221 219V220H220ZM225 219L226 220H228V221H225ZM119 221V223H116L115 221ZM136 220H133V222L134 221H136ZM146 220H145V222H146ZM186 220H184V221H186ZM215 220H216V222H215ZM217 220H218V222H217ZM220 220V221H219ZM223 220V221H222ZM139 221H137V222H139ZM196 221H198L197 223L199 224V226H198V224L196 225ZM199 221H200V223H199ZM222 221V225H221V222ZM225 221V222H224ZM104 222H106V223H108V225L107 224H105L104 225ZM130 222V223H129ZM201 222H202V224L203 225H201ZM116 223V224H115ZM135 223V222H134ZM153 223V224H154ZM156 223H157V221H156ZM110 224V225H109ZM118 224V225H117ZM133 224V223H132ZM132 224L130 225L131 226V230L129 229L130 228V226H129V228L127 227V228H125L124 227V229H126V230H122L123 229V227H122V229H121V225H120V229H121V234L122 233H124V235L128 232V231H130V233H127L126 234V236L125 237H123L124 235L122 234V237L123 238H125L126 240L127 239H129V240H132V238H133V240L135 241H140L141 240V238H142V240H146L147 239V237L149 238L148 239V241L149 240H152V237H153V242L152 243H154V240H155V242H157V240H158V238L160 237V239H161V237H163V235H162V231H161V224L158 222V226L156 225V224H154V225H152L153 227H149L150 226V224H148V226H146L147 228L149 227V231H148V229H146V231H144V229H142V228H139V229H136L139 233L137 234V232L136 231H132L134 228H133V226H132ZM219 224V225H218ZM115 225V226H114ZM193 225V226H192ZM195 225V226H194ZM225 225V224H224ZM123 226V225H122ZM208 226V227H207ZM220 226H221V228H220ZM115 228V229H114ZM186 228H187V226H186ZM202 228V229H201ZM120 229H118L119 230V232H120ZM141 229H142V231H143V233L147 236H145L144 234H140V231H141ZM194 229V230H193ZM199 229H201V230H199ZM219 229V230H218ZM128 230V231H127ZM159 230V231H158ZM213 230V231H212ZM225 230V231H224ZM204 231V232H203ZM210 231V232H209ZM221 231H224L223 232V234L224 233H226L225 234V236H223V234L221 233ZM126 232V233H125ZM131 232L133 233V234H131ZM136 232V233H135ZM148 232V233H147ZM212 232V233H211ZM192 233V234H193ZM199 233V234H198ZM220 233V234H219ZM131 234V236H129ZM137 235V236H139V235H143V236H139V237H137V239H136V236L135 235ZM154 234V235H153ZM156 234H158V235H156ZM227 235V236H226ZM146 238H145V237ZM151 236V237H150ZM154 236H155V238H154ZM159 236V237H158ZM197 236V237H198ZM222 236V237H221ZM61 237V238H60ZM129 237V238H128ZM225 239H224V238ZM131 238V239H130ZM138 238L140 239V240H138ZM125 239H123L124 241H125ZM160 239H159V241L158 242H160V243H163V245L165 246V247H168V248H170L171 247V249H169V250H171L170 251V254H162V253H160V255L158 254L157 255V259L158 260H160L159 261V264H160V262L162 261V262H165V261H167L169 258V260H168V262H170L171 261V263H173V264H175L176 262L179 264H186V263H194L195 264V262H197V261H199V260H201V261H203L204 260V263H207V264H214L213 263V261L212 260H209V256H213L212 255V252H210V251H206V250H208V248H207V246L206 245H204L203 244V246H201L202 244H201V241L199 242L197 239H194V242H193V240L189 237V238H186V239H190V240H182V243H180L181 245V247L179 246V244L178 245H169V242L168 243H164V241L166 242V241H168L166 238H164L163 237V240L162 241H160ZM166 239V240H165ZM215 239V240H216ZM230 240V241H228V242H226L227 240ZM132 240V241H133ZM141 240V241H142ZM218 240V241H219ZM224 240H225V242H224ZM140 241V242H141ZM143 241V245H145L146 246V244H148V243H150V242H147V243H145ZM199 244H197L196 245V242ZM184 242H186V243H184ZM192 243V245H190L189 243ZM231 244H230V243ZM236 243V245H235V243ZM238 242V243H237ZM151 243V245H153ZM184 243V245H182ZM188 243V244H187ZM203 243V242H202ZM141 244H142V242H141ZM185 244H187V245H185ZM67 245V246H66ZM143 245H142V247H143ZM150 245V244H149ZM169 245V246H168ZM229 245H230V247H229ZM243 245V246H242ZM144 246V247H145ZM174 246L176 247V248H174ZM179 246V247H178ZM184 246V247H183ZM188 246L190 247V246H193L194 248L196 247H199V251L200 250H202V249H204V248H202L201 249V247H205V251L204 250H202V251H200L201 253H199V251L197 252V250L196 249H194V248H192V250H191V248H189V249H186L188 252L189 251H192L193 252V249L197 252V255H198V253L200 254V256L202 257H198L196 254L195 255H193V256H197V257H193V256H191V255H189V254H191V253H186L185 251V249L183 250V249H181V248H188ZM247 246H249V248L247 247ZM143 247V248H144ZM173 247V248H172ZM231 247H233V248H231ZM235 247V248H234ZM239 247V248H238ZM148 248V250H150V249H152V246H146V249ZM180 248V249H179ZM236 248H237V250H236ZM248 248V249H247ZM174 249H178L177 251L178 252H176ZM198 249V248H197ZM235 249V250H234ZM244 249V250H243ZM247 249V250H246ZM71 250V251H72ZM77 250V249H76ZM179 250H183L184 252L183 253H181ZM210 250V249H209ZM175 251V252H174ZM194 251V252H195ZM204 251V252H203ZM241 251H242V253H241ZM248 253H247V252ZM173 252V253H172ZM195 252V253H196ZM232 252V253H233ZM184 253L187 255H185V257H187V258H190V257H192L191 259H193V258H197V259H193V261H191V260H189V261H186V260H188L187 258H186V260L184 259L185 257L183 256L184 255ZM203 253H206V255H207V258H204L206 255L204 254L203 255ZM208 253H210V255L208 254ZM156 254L157 253H155V256H156ZM176 254V256H174ZM181 254H183V255H181ZM193 254V253H192ZM244 254V255H245ZM162 255H163V258H162ZM165 255V256H164ZM167 255L169 256V257H167ZM262 256V255H261ZM166 257H167V259H166ZM176 259H175V258ZM250 256H248L247 255V257H246V259H245V263L244 264H247L248 262V264H250V263H252L251 261H253L251 258H249ZM172 258V259H171ZM199 258V259H198ZM204 258V259H203ZM262 258V257H261ZM156 259V260H157ZM165 259V260H164ZM206 259V260H205ZM249 259H250V261H249ZM129 260H131V263L133 262V264H150L152 261H147V263H144V262H142V263H140L139 261H140V258L138 259V262H137V259L136 258H129ZM195 260H197V261H195ZM208 260V261H207ZM248 260V261H247ZM175 261V262H174ZM246 261H247V263H246ZM263 261V264H264V260H262ZM156 261H153L152 262V264H156V263H158V262H156ZM176 263V264H177ZM0 264H16L15 262H13L11 259H9L7 256H5L4 254H1L0 253ZM216 264V263H215ZM262 264V263H261Z\"/></svg>", "mask_w": 264, "mask_h": 264}]
</instances>
